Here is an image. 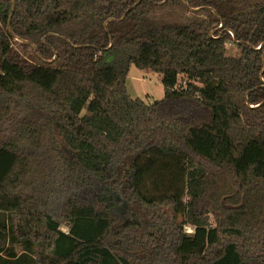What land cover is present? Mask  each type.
Wrapping results in <instances>:
<instances>
[{
  "label": "trees",
  "instance_id": "trees-1",
  "mask_svg": "<svg viewBox=\"0 0 264 264\" xmlns=\"http://www.w3.org/2000/svg\"><path fill=\"white\" fill-rule=\"evenodd\" d=\"M0 264H264V0H0Z\"/></svg>",
  "mask_w": 264,
  "mask_h": 264
},
{
  "label": "rangeland",
  "instance_id": "rangeland-1",
  "mask_svg": "<svg viewBox=\"0 0 264 264\" xmlns=\"http://www.w3.org/2000/svg\"><path fill=\"white\" fill-rule=\"evenodd\" d=\"M191 14V10L187 11L183 7H176L175 9L163 7L157 10V15L161 19L167 21L184 20ZM227 46L229 55L239 54V48L236 45L229 43ZM20 50L24 53L21 48ZM24 54L25 56H30V54L32 55L33 53L32 51H30L29 53ZM162 80V73L142 70L135 65H132L126 79V86L132 98H140L147 103H152L164 97V87L162 84ZM187 82H189L188 78L185 75L180 74L178 77V86H185ZM118 205H121V208H115L116 211L115 209L113 211L116 216H121L125 212L122 210V201H120ZM124 208L127 209L125 205ZM209 222L212 226H215L216 224L215 218L212 216V214L209 215ZM61 228L64 231H69V228L65 224H62ZM16 249L17 251H21L20 246H16Z\"/></svg>",
  "mask_w": 264,
  "mask_h": 264
},
{
  "label": "built area",
  "instance_id": "built-area-1",
  "mask_svg": "<svg viewBox=\"0 0 264 264\" xmlns=\"http://www.w3.org/2000/svg\"><path fill=\"white\" fill-rule=\"evenodd\" d=\"M184 231L188 234H193L196 231V227L194 225L191 224H186L184 225ZM68 232V231H66Z\"/></svg>",
  "mask_w": 264,
  "mask_h": 264
},
{
  "label": "water",
  "instance_id": "water-1",
  "mask_svg": "<svg viewBox=\"0 0 264 264\" xmlns=\"http://www.w3.org/2000/svg\"><path fill=\"white\" fill-rule=\"evenodd\" d=\"M199 8H195V10H198Z\"/></svg>",
  "mask_w": 264,
  "mask_h": 264
}]
</instances>
